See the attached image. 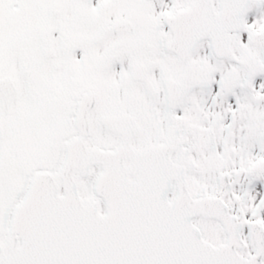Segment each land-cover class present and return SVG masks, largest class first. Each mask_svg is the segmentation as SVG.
I'll list each match as a JSON object with an SVG mask.
<instances>
[{
    "label": "snow or ice",
    "instance_id": "6c2138e0",
    "mask_svg": "<svg viewBox=\"0 0 264 264\" xmlns=\"http://www.w3.org/2000/svg\"><path fill=\"white\" fill-rule=\"evenodd\" d=\"M0 264H264V0H0Z\"/></svg>",
    "mask_w": 264,
    "mask_h": 264
}]
</instances>
